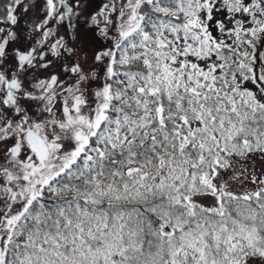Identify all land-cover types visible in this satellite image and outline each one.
I'll return each instance as SVG.
<instances>
[{"label":"snow or ice","instance_id":"1","mask_svg":"<svg viewBox=\"0 0 264 264\" xmlns=\"http://www.w3.org/2000/svg\"><path fill=\"white\" fill-rule=\"evenodd\" d=\"M0 264H264V0L0 5Z\"/></svg>","mask_w":264,"mask_h":264},{"label":"rangeland","instance_id":"2","mask_svg":"<svg viewBox=\"0 0 264 264\" xmlns=\"http://www.w3.org/2000/svg\"><path fill=\"white\" fill-rule=\"evenodd\" d=\"M40 0H25V3L33 4V3H39ZM18 14V25L17 27H24L28 22H31L34 18H36L38 15L40 18H42L43 13H38L35 7H32L29 12H22L20 9H17Z\"/></svg>","mask_w":264,"mask_h":264},{"label":"flooded vegetation","instance_id":"3","mask_svg":"<svg viewBox=\"0 0 264 264\" xmlns=\"http://www.w3.org/2000/svg\"><path fill=\"white\" fill-rule=\"evenodd\" d=\"M6 0H0V5H3V3H5Z\"/></svg>","mask_w":264,"mask_h":264}]
</instances>
